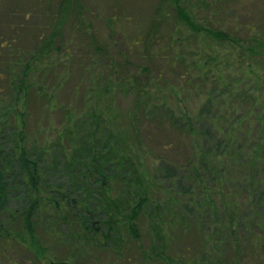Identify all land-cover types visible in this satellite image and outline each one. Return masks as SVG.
I'll list each match as a JSON object with an SVG mask.
<instances>
[{"label":"rangeland","instance_id":"obj_1","mask_svg":"<svg viewBox=\"0 0 264 264\" xmlns=\"http://www.w3.org/2000/svg\"><path fill=\"white\" fill-rule=\"evenodd\" d=\"M172 2L0 0V102L13 103L17 98V109L32 114L26 128L31 140L44 143L56 134L44 130L47 119L53 124L63 119L58 111L47 112L45 99H38L44 90V96L54 93L55 101L74 115L88 116L94 108L93 120H99V113L107 117L110 134L125 148L129 143L134 160L143 156L148 177L158 168L154 157L167 155L171 168L160 169L157 179L152 176L159 189L157 197L163 203L168 197L175 198L172 191L177 180V185L180 180L185 186L178 185L175 203L161 210L166 236L161 257L152 253L150 219L144 213L138 220L137 238L120 226L114 233L117 246L100 247L104 237L99 228L96 242L79 244L83 248L78 255L82 264H167V257L182 260L183 255L190 256V251L200 249L198 236L188 226L190 216L202 221L201 230L205 233L219 236L216 217L207 211L204 215L199 205L201 185L194 183V195L187 193L188 176L180 167L190 157L189 136L156 120L169 108L179 115L182 105L190 116L198 115L210 96L216 98L218 105L213 109L211 106V111L218 110L219 116L224 111L233 116V103L238 106V113L246 111L256 98L264 105V47L243 61L250 64L254 78L245 76L239 68V59L250 51V37L264 44V0H182L196 28L178 17ZM215 31L225 33L232 41L226 43L227 39L216 37ZM242 75L246 78L242 79ZM20 78L30 87L16 95L13 86L19 87ZM155 106L156 111L150 112ZM261 112L264 114V110ZM250 128L245 125L239 138ZM61 183L67 186L69 180ZM122 184L123 181H113L111 187L116 190ZM212 195L217 198L215 192ZM190 206H196L195 214ZM174 216L178 221L185 219V226L176 220L171 222ZM46 230L43 226L38 230L42 243L55 255H66L62 241L56 242ZM245 251L244 264H252L250 249ZM224 255L229 256L228 260L232 257L230 246ZM47 260L35 258L31 248L19 239L1 240L0 264L54 261Z\"/></svg>","mask_w":264,"mask_h":264},{"label":"trees","instance_id":"obj_2","mask_svg":"<svg viewBox=\"0 0 264 264\" xmlns=\"http://www.w3.org/2000/svg\"><path fill=\"white\" fill-rule=\"evenodd\" d=\"M172 1L178 17L185 18L190 27L196 28L182 0ZM61 18L58 17L57 22ZM215 36L227 39L226 43L232 41L221 31H215ZM248 41L251 48L239 59V68L245 76L254 78L250 64L245 65L243 61L255 55L257 48L261 52L264 44L255 37ZM244 75L242 79L246 78ZM20 80L19 87L13 86L16 95L18 91L27 92L30 87L23 78ZM42 93L37 97L45 99L42 103L47 112L58 111L63 118L61 123L55 124L47 119L44 130L56 134L44 143L31 140L26 128L32 114L17 109V98L13 103L0 102V244L1 240L19 239L40 260L53 258L54 261L82 264L78 255L83 248L79 244L96 242L99 228L104 237L100 247L117 246L114 233L120 226L137 238L138 220L145 213L150 219L154 241L152 253L161 257L166 238L161 210L164 206L171 208L178 198V185L184 186L180 180L177 185V180L172 191L175 198L168 197L165 203L158 199L159 189L154 179L159 176L160 169L168 171L171 168L167 155L154 157L158 168L149 176L154 177L152 181L143 168V156L134 160L129 143L125 148L110 134L112 129L106 127L107 117H102L97 110L99 120H93L94 108L88 116L74 115L68 107L55 101L54 93L49 96H44V90ZM250 102L242 113H238L239 108L233 103L236 109L233 116L228 115V111L219 116L218 110L211 111L217 101L210 96L198 115L190 116L182 105L179 115L169 108L156 120L189 136V161L187 159L180 167L188 176L187 193L194 195L196 186L193 184L201 185L199 205L204 215L207 211L216 217L219 235L205 233L201 230L202 221L190 216L192 221L188 226L198 236L200 249L190 251V256L183 255L182 260L167 257V264H244L246 249L253 255L252 264H264V114L261 112L264 105L258 98ZM149 110L155 112L156 106ZM207 124L211 127H205ZM245 125L256 127L245 131L240 139L238 134H242ZM63 179L69 180L67 186L61 183ZM113 181H123V184L115 190L111 187ZM203 183L206 186H202ZM213 192L217 198L213 197ZM189 208L195 214L196 206ZM175 220L174 216L171 222ZM176 222L185 226L186 220L180 218ZM42 226L56 242L62 241L66 255H55L42 243L38 233ZM243 232L247 235L243 236ZM227 246L232 253L229 260V256L224 255Z\"/></svg>","mask_w":264,"mask_h":264},{"label":"water","instance_id":"obj_3","mask_svg":"<svg viewBox=\"0 0 264 264\" xmlns=\"http://www.w3.org/2000/svg\"><path fill=\"white\" fill-rule=\"evenodd\" d=\"M49 264H75V263L68 261H52Z\"/></svg>","mask_w":264,"mask_h":264}]
</instances>
